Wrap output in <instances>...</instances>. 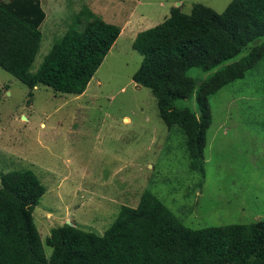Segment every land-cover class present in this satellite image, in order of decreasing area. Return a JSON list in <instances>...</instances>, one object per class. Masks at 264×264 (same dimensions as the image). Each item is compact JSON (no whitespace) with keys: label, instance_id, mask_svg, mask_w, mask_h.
<instances>
[{"label":"rangeland","instance_id":"374dc122","mask_svg":"<svg viewBox=\"0 0 264 264\" xmlns=\"http://www.w3.org/2000/svg\"><path fill=\"white\" fill-rule=\"evenodd\" d=\"M89 1L87 8L104 22L131 26L82 95L37 86L28 96L0 68V173L29 169L45 186L33 220L46 256L52 228L69 222L102 235L120 208H135L146 190L192 229L264 220V59L209 97L204 177L193 168L181 129L168 128L152 92L132 81L141 63L132 49L139 32L162 23L177 4L186 14L193 4L220 14L231 0H50L33 71ZM218 69L193 68L188 75L198 85ZM178 105L196 112L195 93Z\"/></svg>","mask_w":264,"mask_h":264},{"label":"trees","instance_id":"16d2710c","mask_svg":"<svg viewBox=\"0 0 264 264\" xmlns=\"http://www.w3.org/2000/svg\"><path fill=\"white\" fill-rule=\"evenodd\" d=\"M181 6L135 36L132 49L141 63L132 81L152 92L168 128L181 129L193 168L204 177L209 97L264 59L262 41L221 67L264 38V0H231L220 14L201 4L186 14ZM45 19L42 0H0V68L24 84L28 96L37 86L80 96L121 29L84 6L33 71ZM193 68L219 69L197 85L188 75ZM193 93L196 112L178 105ZM45 192L29 169L0 173V264H264V220L192 229L148 190L135 208L122 206L102 235L67 224L52 228L45 239L47 257L33 220Z\"/></svg>","mask_w":264,"mask_h":264},{"label":"crops","instance_id":"0c3cea01","mask_svg":"<svg viewBox=\"0 0 264 264\" xmlns=\"http://www.w3.org/2000/svg\"><path fill=\"white\" fill-rule=\"evenodd\" d=\"M49 1H50V0H49ZM49 1H48V0H42V8H43L45 11H46L47 9L49 10V6H48ZM88 3H89V4H88ZM86 4H87L86 6H90V1L87 2ZM177 5H179V4H177ZM46 17H47V15H46ZM45 21H46V19H45ZM45 21H44V23H45ZM127 22H128V21H127ZM127 22H126V23H127ZM44 23H43V24H44ZM43 24H42V25H43ZM139 24H141V23H139ZM42 25H41V27H42ZM129 26H131V24L128 25L127 28H125V30L128 29ZM41 27H40V28H41ZM120 29H121L120 34H121L123 31H125V30L122 29V28H120ZM114 44H115V43H114ZM112 47H113V46H112Z\"/></svg>","mask_w":264,"mask_h":264},{"label":"water","instance_id":"95a60500","mask_svg":"<svg viewBox=\"0 0 264 264\" xmlns=\"http://www.w3.org/2000/svg\"><path fill=\"white\" fill-rule=\"evenodd\" d=\"M67 225H69V226H72V224H71V223H69V222H67Z\"/></svg>","mask_w":264,"mask_h":264}]
</instances>
